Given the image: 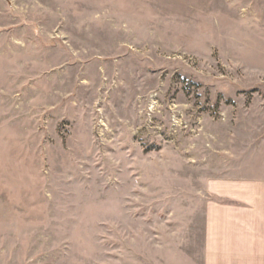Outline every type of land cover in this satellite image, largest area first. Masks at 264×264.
I'll list each match as a JSON object with an SVG mask.
<instances>
[{"label": "rangeland", "instance_id": "obj_1", "mask_svg": "<svg viewBox=\"0 0 264 264\" xmlns=\"http://www.w3.org/2000/svg\"><path fill=\"white\" fill-rule=\"evenodd\" d=\"M264 0H0V264H264Z\"/></svg>", "mask_w": 264, "mask_h": 264}, {"label": "crops", "instance_id": "obj_2", "mask_svg": "<svg viewBox=\"0 0 264 264\" xmlns=\"http://www.w3.org/2000/svg\"><path fill=\"white\" fill-rule=\"evenodd\" d=\"M263 227H264V224H263ZM264 230V229H263Z\"/></svg>", "mask_w": 264, "mask_h": 264}]
</instances>
